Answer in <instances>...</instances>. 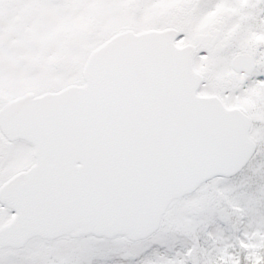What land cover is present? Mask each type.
<instances>
[{"label":"snow or ice","instance_id":"1","mask_svg":"<svg viewBox=\"0 0 264 264\" xmlns=\"http://www.w3.org/2000/svg\"><path fill=\"white\" fill-rule=\"evenodd\" d=\"M84 2L54 0L87 45L91 75L68 80L80 99L57 94L41 110L101 154L114 191L136 182V164L98 120L120 130L138 125L178 168L211 175L218 163L177 136L161 106L190 135L214 142L246 131L253 119L264 124V0H89L119 14L120 32L98 24ZM94 85L119 104H105ZM13 128L14 115L0 100V264H140L141 257L109 254L104 236L111 227L82 174L50 147L33 149L19 138L6 145L4 133ZM64 233L91 255L74 254Z\"/></svg>","mask_w":264,"mask_h":264},{"label":"rangeland","instance_id":"2","mask_svg":"<svg viewBox=\"0 0 264 264\" xmlns=\"http://www.w3.org/2000/svg\"><path fill=\"white\" fill-rule=\"evenodd\" d=\"M83 7L101 26L121 31L116 11L89 0ZM17 16L22 18L21 23L31 24L32 34L21 36L18 53L12 54L21 63L14 71L6 58L11 55L10 30L15 28ZM0 42L5 45L0 49V85L8 89L15 86L12 90L63 87L74 75H27L36 71L37 62L46 73L50 65L62 66L67 50L68 56L74 50H79L83 58L89 54L86 43L56 11L54 0L46 4L41 0H5L0 4ZM72 67L79 70L80 63ZM250 137L257 150L241 172L231 178H214L193 194L175 200L163 215L159 229L143 240L105 238L109 254L129 261L141 257L140 264H264V124L253 119ZM63 239L74 254L83 258L91 255L87 244L75 235Z\"/></svg>","mask_w":264,"mask_h":264},{"label":"water","instance_id":"3","mask_svg":"<svg viewBox=\"0 0 264 264\" xmlns=\"http://www.w3.org/2000/svg\"><path fill=\"white\" fill-rule=\"evenodd\" d=\"M85 78L91 73L87 63ZM105 104L118 105L119 98L105 95L102 87L94 85ZM71 100L80 99L68 88L60 93ZM57 94L40 98L19 99L4 106L14 115V128L5 134L11 139H25L36 148L50 147L70 166L79 171L94 191L111 232L105 236L126 234L132 240L147 237L159 225V220L175 198L195 191L202 183L217 177H232L240 172L252 157L256 144L244 132L230 131L219 142L207 135L192 136L175 113L166 106L160 111L177 136L186 138L201 153L209 154L220 166L215 175L200 173L190 166L178 168L176 163L161 153L142 127L120 130L111 121L98 120L97 126L114 145L122 148L136 164V182L122 185L119 193L113 190L99 152L91 153L80 136L57 123L42 105H50ZM126 118V117H121ZM115 174V170H113ZM68 234L64 233L63 235Z\"/></svg>","mask_w":264,"mask_h":264},{"label":"flooded vegetation","instance_id":"4","mask_svg":"<svg viewBox=\"0 0 264 264\" xmlns=\"http://www.w3.org/2000/svg\"><path fill=\"white\" fill-rule=\"evenodd\" d=\"M43 3H49L51 0H41ZM37 12V10H36ZM22 21V18L17 16L15 17V28L11 29L10 31V36H13V38L11 39V44H9V49H10V53L11 55L12 54H17L18 53V50L16 49V47L20 46L19 42L21 40V36L24 37V36H28L30 34H32V29H31V24L28 23V24H23L21 23ZM34 25V24H33ZM18 28V29H17ZM14 32V34H13ZM30 42L31 44L34 43V38H31L30 39ZM81 46V44L79 45ZM5 47L4 43L3 42H0V49H3ZM77 50H74L73 53L70 52V55L68 56V50L65 52V56H64V59L66 60V63L65 64H62V66H57L56 64H53V65H50L49 66V69L50 71L49 72H43L41 71V69L43 68H40L39 65H41L40 62H37L35 64V69L36 71H32L33 73H29L30 75H27V76H30L33 78V75H37L38 77H46V76H50V74H52L53 77H57V76H61V75H78L80 77H83L82 73L83 71L81 72V66L83 65L82 69L84 68L86 62H87V58H83V55H81V52L78 50L77 53H75ZM72 53V55H71ZM9 56L8 58H6V61L8 63H10V66L11 68L15 71V70H18L20 67H21V63L20 61L14 57L13 55L12 56ZM76 62V66L77 64L80 63V68L79 70L77 69V67H72L73 66V63ZM40 69V70H39ZM5 74V73H3ZM1 88H0V100L3 101V107L8 104L9 102L13 101V100H16V99H19V98H22V97H25L27 95H33V97H39V96H42L46 93H53V92H58L66 87H68V85H66L65 87H60V89L58 88H53V87H48V88H43V89H40V90H37V89H33V88H26V87H22L20 89H17L16 90H12L15 86H13L12 89H8L7 86L5 85H0ZM5 137V143L8 142V138L4 135Z\"/></svg>","mask_w":264,"mask_h":264}]
</instances>
